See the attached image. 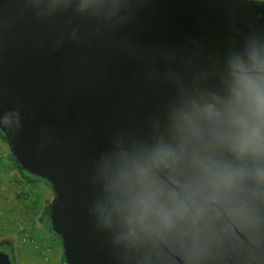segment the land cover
<instances>
[{"label": "water", "instance_id": "obj_1", "mask_svg": "<svg viewBox=\"0 0 264 264\" xmlns=\"http://www.w3.org/2000/svg\"><path fill=\"white\" fill-rule=\"evenodd\" d=\"M250 31L264 34V1L143 0L113 29L0 0V121H13L0 131L16 164L52 186L66 264H122L90 211L101 194L96 161L116 141L131 148L163 131L178 96L169 72L218 89L226 54ZM0 264L13 262L0 252Z\"/></svg>", "mask_w": 264, "mask_h": 264}, {"label": "clouds", "instance_id": "obj_2", "mask_svg": "<svg viewBox=\"0 0 264 264\" xmlns=\"http://www.w3.org/2000/svg\"><path fill=\"white\" fill-rule=\"evenodd\" d=\"M142 5L26 0L40 19L72 12L113 29ZM167 78L178 96L163 131L131 148L116 141L95 163L98 230L122 264H264V34L229 50L216 90Z\"/></svg>", "mask_w": 264, "mask_h": 264}, {"label": "rangeland", "instance_id": "obj_3", "mask_svg": "<svg viewBox=\"0 0 264 264\" xmlns=\"http://www.w3.org/2000/svg\"><path fill=\"white\" fill-rule=\"evenodd\" d=\"M41 199L40 187L21 183L10 149L0 136V238L14 241L19 264H66L59 237L47 238L39 232Z\"/></svg>", "mask_w": 264, "mask_h": 264}, {"label": "flooded vegetation", "instance_id": "obj_4", "mask_svg": "<svg viewBox=\"0 0 264 264\" xmlns=\"http://www.w3.org/2000/svg\"><path fill=\"white\" fill-rule=\"evenodd\" d=\"M0 136L7 143V140L4 134L1 133V131H0ZM11 157L13 159V169L20 176L21 183L23 184V186H26L29 188L40 187V197L42 198L40 208L43 207V209H42V213L38 215V222H39V229H40L39 232L41 233V235L47 236V238L51 237L54 239L55 237H58L53 232L51 221H50V206L55 196L52 186L46 180L32 176L28 172L24 171L18 164H16L12 154H11ZM49 197H51L52 199L50 200ZM59 242H61L60 239H59ZM0 252L7 253L10 256L13 264H19L18 263L19 261L17 260L18 249L12 239H9L6 237L0 238Z\"/></svg>", "mask_w": 264, "mask_h": 264}, {"label": "crops", "instance_id": "obj_5", "mask_svg": "<svg viewBox=\"0 0 264 264\" xmlns=\"http://www.w3.org/2000/svg\"><path fill=\"white\" fill-rule=\"evenodd\" d=\"M7 145H8V143H7ZM8 147H9V145H8ZM9 149H10V147H9ZM10 152H11V150H10ZM12 154V153H11Z\"/></svg>", "mask_w": 264, "mask_h": 264}]
</instances>
